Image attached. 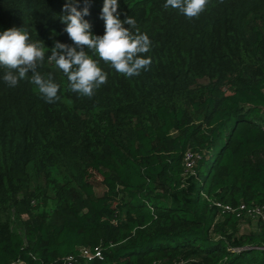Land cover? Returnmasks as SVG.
<instances>
[{
	"label": "trees",
	"instance_id": "1",
	"mask_svg": "<svg viewBox=\"0 0 264 264\" xmlns=\"http://www.w3.org/2000/svg\"><path fill=\"white\" fill-rule=\"evenodd\" d=\"M66 2L0 0V33L43 41L37 71L60 97L47 102L32 72L8 86L0 66V264H264V220L248 214L264 208V0H209L191 19L118 0L152 63L127 78L85 48L107 73L91 98L48 59L56 41L74 46ZM103 2L84 17L94 35ZM94 247L101 259L79 255Z\"/></svg>",
	"mask_w": 264,
	"mask_h": 264
},
{
	"label": "clouds",
	"instance_id": "2",
	"mask_svg": "<svg viewBox=\"0 0 264 264\" xmlns=\"http://www.w3.org/2000/svg\"><path fill=\"white\" fill-rule=\"evenodd\" d=\"M78 2L67 0L63 6L64 15L60 17L66 25L63 31L74 46L56 41L48 56L68 77L73 92L91 98L97 89L107 83V73L85 48L127 78L148 70L152 61L143 54L151 50V40L146 34L132 31L137 23L134 17H126L123 21L119 18L118 0L103 2V35H94L90 22L84 18L90 14L89 0H84L82 10L77 7ZM208 4L209 0H166L164 6L178 9L191 19L199 17ZM45 48L43 41H32L29 33L22 28L12 27L0 33V66L8 70L3 75V81L15 87L32 72L30 83L36 86L47 102H56L60 99L59 85L53 81L51 73L45 77L37 71L38 65L45 59Z\"/></svg>",
	"mask_w": 264,
	"mask_h": 264
},
{
	"label": "built area",
	"instance_id": "3",
	"mask_svg": "<svg viewBox=\"0 0 264 264\" xmlns=\"http://www.w3.org/2000/svg\"><path fill=\"white\" fill-rule=\"evenodd\" d=\"M184 163L186 167L184 174L186 175L188 173H191L193 168V161H192V154L189 150H187L184 154ZM216 205L223 207L224 209L227 210H233L229 205H221L220 203H217ZM239 207L240 209H243L245 206L241 204ZM248 214L251 217H256L258 219L264 220V208L256 207L249 209ZM79 255L87 261H92L96 259H101L102 251L101 248L99 247H94L93 249L81 248L79 250ZM72 260H73L72 257H68V262H69L68 264H71ZM15 264H23V262L21 260H17L15 261ZM178 264H186V263L184 261H181Z\"/></svg>",
	"mask_w": 264,
	"mask_h": 264
},
{
	"label": "rangeland",
	"instance_id": "4",
	"mask_svg": "<svg viewBox=\"0 0 264 264\" xmlns=\"http://www.w3.org/2000/svg\"><path fill=\"white\" fill-rule=\"evenodd\" d=\"M103 190H105V187H98V186H96L95 187V192L97 193V194H101L102 192H103ZM252 223V222H251ZM251 223H250V225H251ZM254 224V223H253Z\"/></svg>",
	"mask_w": 264,
	"mask_h": 264
}]
</instances>
